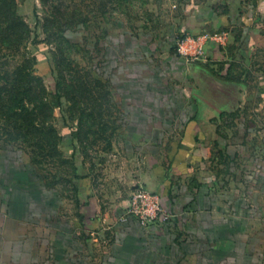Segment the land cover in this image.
Returning <instances> with one entry per match:
<instances>
[{
	"label": "rangeland",
	"instance_id": "obj_1",
	"mask_svg": "<svg viewBox=\"0 0 264 264\" xmlns=\"http://www.w3.org/2000/svg\"><path fill=\"white\" fill-rule=\"evenodd\" d=\"M12 1L0 0V21L15 12L27 33L18 44L0 43V199L9 197L11 207L23 209L42 252H50V240L58 253H129L122 243L139 254L163 252L162 239L150 241L139 224L133 219L124 223V213H117V173L137 164L132 159L124 166L117 157V127L164 124L169 119L162 113L166 82L169 88L172 84L168 105L182 112L181 91L161 66L159 52L176 47L181 24L195 22L190 12L211 6L250 16L264 9V0ZM27 69L43 81V95L37 89L31 95H42L44 105L18 101ZM251 80L245 104L253 112L251 122L239 121V131L247 132L240 141L246 164L233 166L238 179H250V187L251 179L264 171V160H256L264 152V129L257 131L264 123V94L257 93L256 77ZM137 111L154 116L136 117ZM133 134L126 135L132 140L139 136ZM233 179L238 181L236 174ZM94 193H101L95 207Z\"/></svg>",
	"mask_w": 264,
	"mask_h": 264
},
{
	"label": "crops",
	"instance_id": "obj_2",
	"mask_svg": "<svg viewBox=\"0 0 264 264\" xmlns=\"http://www.w3.org/2000/svg\"><path fill=\"white\" fill-rule=\"evenodd\" d=\"M198 10L189 13L195 22H183L179 34L225 32L224 39L206 41L203 57H184L176 47L159 52L161 66L181 91L182 112L168 105L172 84L169 88L166 82L162 113L169 119L164 124L117 127L121 164L137 161L134 168L117 173V213H124L120 220L126 223L129 190L136 183L160 192L165 201L161 220L148 227L137 225L150 241L162 239L163 252L139 254L122 243L129 253H58L53 240L50 252H42L27 229L23 209L15 210L9 197H1L0 264H264V184L257 181L264 180V171L251 179L250 187V179L244 183L233 168L235 163L246 164L240 141L247 132L239 131V121L251 122L253 112L245 104L252 78L256 77L258 95L264 94V9L251 11L250 16L235 10L219 12L211 6ZM134 115L154 116L149 111ZM257 127L263 130L264 123ZM134 132L139 136L129 139L126 134ZM124 149L130 152L125 155ZM261 156L259 151V164L264 152ZM84 181L89 186V180ZM99 195H91L94 207Z\"/></svg>",
	"mask_w": 264,
	"mask_h": 264
},
{
	"label": "built area",
	"instance_id": "obj_3",
	"mask_svg": "<svg viewBox=\"0 0 264 264\" xmlns=\"http://www.w3.org/2000/svg\"><path fill=\"white\" fill-rule=\"evenodd\" d=\"M225 35V32L181 33L177 39L176 50L187 58L203 57L205 56V42L208 40L220 42ZM164 210L165 205L160 192L136 184L129 195L124 219H133L140 226L148 227L161 220Z\"/></svg>",
	"mask_w": 264,
	"mask_h": 264
},
{
	"label": "trees",
	"instance_id": "obj_4",
	"mask_svg": "<svg viewBox=\"0 0 264 264\" xmlns=\"http://www.w3.org/2000/svg\"><path fill=\"white\" fill-rule=\"evenodd\" d=\"M12 5L13 2L12 0H10ZM10 17H4V19L2 21H0L1 24H3V27L5 29V34L6 37H3L4 39H0V43L6 46H11V45H15L20 43L24 37L26 36L27 33V26L25 24V22L18 16L16 15L15 12H12V14L8 15ZM23 77H24V83L21 84L20 88L18 89V94L20 96L19 100H31V103L34 104H39V105H44V101L41 100V96L43 95V89H44V85H43V81L42 79L33 74L32 70L27 69L25 70V72L23 73ZM134 78H130L129 80H132ZM109 82L111 83L110 86L114 87L113 85V81L111 79H109ZM37 89V92H42V95H40V98H38V96L36 97H32L31 95V91H34ZM129 94H134L131 90V88L129 87ZM45 119V117H44ZM52 131L53 133L57 136L58 131L52 127ZM28 203V201H26Z\"/></svg>",
	"mask_w": 264,
	"mask_h": 264
}]
</instances>
